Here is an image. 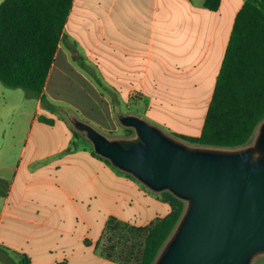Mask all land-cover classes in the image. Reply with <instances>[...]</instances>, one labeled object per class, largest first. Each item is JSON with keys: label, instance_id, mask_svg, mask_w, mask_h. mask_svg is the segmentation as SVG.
Instances as JSON below:
<instances>
[{"label": "crops", "instance_id": "1", "mask_svg": "<svg viewBox=\"0 0 264 264\" xmlns=\"http://www.w3.org/2000/svg\"><path fill=\"white\" fill-rule=\"evenodd\" d=\"M244 2L221 0L211 9L206 0H113L107 43L96 41L87 52L94 72L120 97L159 95L172 74L181 96L209 98L206 118ZM75 6L83 13L80 0L73 14ZM88 14L101 22L99 11ZM171 32L176 47L168 62ZM2 93L0 264H138L145 229L168 216L172 205L94 154L51 105L33 94V103H13L9 98L20 92Z\"/></svg>", "mask_w": 264, "mask_h": 264}, {"label": "water", "instance_id": "2", "mask_svg": "<svg viewBox=\"0 0 264 264\" xmlns=\"http://www.w3.org/2000/svg\"><path fill=\"white\" fill-rule=\"evenodd\" d=\"M95 153L155 193L170 192L184 213L154 264H254L264 258V120L253 141L227 149L189 144L125 114L132 137H108L69 118Z\"/></svg>", "mask_w": 264, "mask_h": 264}, {"label": "trees", "instance_id": "3", "mask_svg": "<svg viewBox=\"0 0 264 264\" xmlns=\"http://www.w3.org/2000/svg\"><path fill=\"white\" fill-rule=\"evenodd\" d=\"M74 2L5 0L0 5V81L4 85L21 88L40 98L42 104L51 105L45 90ZM220 3L206 0L205 4L218 9ZM263 120L264 0H245L235 19L202 133L179 138L197 146L239 148L253 141ZM133 135V129L125 128L120 137ZM92 152L96 154L93 147ZM162 195L172 205V212L145 229L139 264H154L184 213L183 200L168 191Z\"/></svg>", "mask_w": 264, "mask_h": 264}, {"label": "rangeland", "instance_id": "4", "mask_svg": "<svg viewBox=\"0 0 264 264\" xmlns=\"http://www.w3.org/2000/svg\"><path fill=\"white\" fill-rule=\"evenodd\" d=\"M112 2L113 0H80L83 13H77L75 6V13L70 16V26L64 32L62 48L45 90L51 109L67 120L73 115L77 116L108 137H120L125 134V127L119 121V117L125 114L140 116L177 138L181 134H199L204 125L209 98L181 96L184 92L174 88L176 84L172 82V74L165 76L166 88L163 86L159 95L143 96L137 93L120 97L111 92L108 81L94 72L96 67L87 52L93 51L96 41L107 43V16ZM94 10L102 13L100 23L91 22L88 13ZM166 41V60L170 62L176 47L172 32ZM84 44L88 45L89 50ZM159 50L162 51L161 48ZM80 54L84 60H80ZM199 61H202V58ZM151 77L150 72V79ZM149 82L152 83V80L147 83ZM9 91L23 94L24 100L18 98L19 94L10 97L13 103L36 101L27 91L10 88L0 81V101L4 95L2 92ZM26 94L31 99L27 97V100ZM87 143L91 146L90 142ZM254 264H264V259H258Z\"/></svg>", "mask_w": 264, "mask_h": 264}]
</instances>
